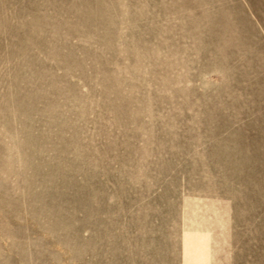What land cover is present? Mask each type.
I'll return each mask as SVG.
<instances>
[{"label": "rangeland", "instance_id": "374dc122", "mask_svg": "<svg viewBox=\"0 0 264 264\" xmlns=\"http://www.w3.org/2000/svg\"><path fill=\"white\" fill-rule=\"evenodd\" d=\"M0 264H264V0H0Z\"/></svg>", "mask_w": 264, "mask_h": 264}]
</instances>
